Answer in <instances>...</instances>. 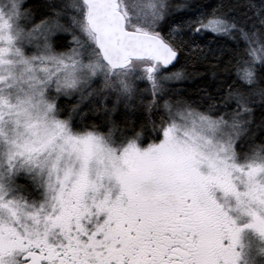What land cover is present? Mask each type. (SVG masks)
Instances as JSON below:
<instances>
[{
  "label": "snow or ice",
  "instance_id": "obj_1",
  "mask_svg": "<svg viewBox=\"0 0 264 264\" xmlns=\"http://www.w3.org/2000/svg\"><path fill=\"white\" fill-rule=\"evenodd\" d=\"M39 7L0 0V264H264V5ZM209 33L201 104L169 66Z\"/></svg>",
  "mask_w": 264,
  "mask_h": 264
},
{
  "label": "trees",
  "instance_id": "obj_2",
  "mask_svg": "<svg viewBox=\"0 0 264 264\" xmlns=\"http://www.w3.org/2000/svg\"><path fill=\"white\" fill-rule=\"evenodd\" d=\"M43 0H27V4L33 7L34 15L39 20L42 9L39 5ZM172 3H187L193 6L191 12L187 13V16L197 14L199 10H211L219 6H225V11H232V7L236 5H243L249 0H170ZM250 2L256 4L258 7L264 5V0H250ZM246 9L240 7L239 12H243ZM180 15V14H178ZM224 38L216 37L212 34H205L199 37L196 43L199 45L197 49L195 45L190 48L183 49L180 56L179 63L175 68H169L170 71H182L185 74V79L176 82L169 83V87L176 92L182 93L185 98H191L193 101H197L203 104L204 100L210 95H214L218 91V77L214 75V69L217 66L216 50L224 44ZM137 87L139 89L148 88L149 85L146 81H138ZM148 95L145 94L144 101L148 100ZM65 105L70 107V101H64ZM112 101L109 100L108 104L111 105ZM131 107L126 108L123 104H120L117 111L113 114V119L120 122L125 117H130L137 126L146 121L147 113L144 110L142 104L138 100L130 102ZM257 123L261 118V112L259 109L255 112ZM96 116L90 117V121H95ZM123 127V124H121ZM151 127V124H148ZM139 130V128H138ZM257 135H260L257 132ZM259 143V141H257Z\"/></svg>",
  "mask_w": 264,
  "mask_h": 264
},
{
  "label": "rangeland",
  "instance_id": "obj_3",
  "mask_svg": "<svg viewBox=\"0 0 264 264\" xmlns=\"http://www.w3.org/2000/svg\"><path fill=\"white\" fill-rule=\"evenodd\" d=\"M69 39H70V37H69ZM176 82H179V81H172V83H176Z\"/></svg>",
  "mask_w": 264,
  "mask_h": 264
},
{
  "label": "water",
  "instance_id": "obj_4",
  "mask_svg": "<svg viewBox=\"0 0 264 264\" xmlns=\"http://www.w3.org/2000/svg\"><path fill=\"white\" fill-rule=\"evenodd\" d=\"M169 68H171V66H169Z\"/></svg>",
  "mask_w": 264,
  "mask_h": 264
}]
</instances>
